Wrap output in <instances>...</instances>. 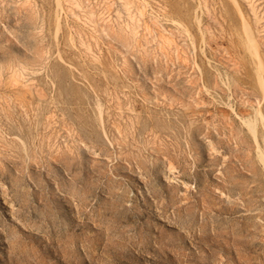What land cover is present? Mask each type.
<instances>
[{
	"label": "rangeland",
	"instance_id": "rangeland-1",
	"mask_svg": "<svg viewBox=\"0 0 264 264\" xmlns=\"http://www.w3.org/2000/svg\"><path fill=\"white\" fill-rule=\"evenodd\" d=\"M0 264H264V0H0Z\"/></svg>",
	"mask_w": 264,
	"mask_h": 264
}]
</instances>
